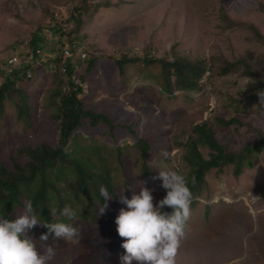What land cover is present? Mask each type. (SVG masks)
I'll return each mask as SVG.
<instances>
[{
    "label": "rangeland",
    "instance_id": "1",
    "mask_svg": "<svg viewBox=\"0 0 264 264\" xmlns=\"http://www.w3.org/2000/svg\"><path fill=\"white\" fill-rule=\"evenodd\" d=\"M82 4V0H0V71L27 63L28 42L37 27L47 29L53 21L74 26L71 14ZM260 4L264 5V0H87L84 6L88 11L82 15L84 26L79 34L71 35L87 58L96 59L83 80V106L109 115L118 138L126 132H122L121 126L138 125L141 137L150 146L144 162L153 177H158L159 170L165 167L179 171L183 158L180 144L191 128L207 119L212 121L218 114L225 118L234 116V110L225 108L224 101L227 96L239 98L246 82L233 83V77L226 81L218 78L200 93L177 90L170 94L159 68L147 69L141 64L119 68L114 61L124 54L167 59L172 47L187 62H210L212 57L229 62L238 58L260 60L264 57V45L253 38L249 29L237 25H252L264 37ZM49 37L50 34L46 35ZM52 41L42 51V62L36 66L39 69L33 73L28 69L26 75L31 73L30 78L26 76L14 85L30 97L32 120H18L17 98L4 103L0 115V166L11 168V157L22 147L58 143L57 121L52 118L55 109L49 100L58 89V75L46 65L52 58L50 51L55 49ZM11 57L19 59L14 67L7 63ZM86 62L80 74L84 75ZM260 75L264 76V70ZM207 76L206 72L204 79ZM3 79L0 77V86ZM241 117L264 134V108L257 106ZM216 129L217 140L234 151L255 139L245 127L237 134L230 128L221 132L217 124ZM105 132L106 128H101L79 136V148L86 156L92 155L94 163L97 161V171L105 165H117V155L109 143L112 140ZM117 145L125 153L126 171L131 182H135L132 193L116 189V199L107 201L103 215H98V203L88 205L86 218L75 211V219L68 223L78 227L80 235L74 241L53 236V242L48 244L56 252L51 264H120L124 239L116 232L115 218L121 208L127 210L120 203V196L131 199L133 193L139 194L140 188L145 187L151 191L155 204L166 195L160 179L149 184L137 182L142 159L134 142L122 138ZM162 151L167 153L166 158L160 155ZM122 179L121 176L120 182ZM206 183L196 199L198 203L191 205V217L175 264H264V149L254 160L253 168L245 169L238 178L231 171L213 172ZM22 209H17L14 219ZM52 219L58 222L56 219L60 221L61 217L55 215ZM41 227L29 232L37 241Z\"/></svg>",
    "mask_w": 264,
    "mask_h": 264
},
{
    "label": "trees",
    "instance_id": "2",
    "mask_svg": "<svg viewBox=\"0 0 264 264\" xmlns=\"http://www.w3.org/2000/svg\"><path fill=\"white\" fill-rule=\"evenodd\" d=\"M87 0H82L80 9H76L71 14L70 20L74 26L68 27L67 35L79 34L84 21L82 15L88 9L84 6ZM260 12L264 15V5H259ZM230 26H236L227 21ZM239 27L247 28L254 35V39L264 45V37L252 25L237 24ZM42 27H37L28 42V52L32 62L23 64L16 69L0 71L3 83L0 86V115L4 111L6 100L17 98L15 105L18 120L30 122L33 106L30 97L18 88H14L16 82L26 78V71L29 69L35 72L33 62L37 60L36 51L45 48V37L49 33ZM167 59H154L145 54L142 57L127 54L121 56L114 62L119 68L126 65H139L145 68H159L160 78L166 89L173 94L174 91H184L186 94H197L208 85H213L214 80L220 78L226 81L229 77L236 80L233 83L245 81L246 89L241 92L240 97L233 99L227 96L225 108H232L234 116L225 118L223 115H216L199 124L194 125L188 133L186 139L180 144L182 149V162L179 172L189 179V187L193 194L192 204H197L196 199L206 188L207 176L211 173L223 174L230 172L238 178L244 170L252 169L254 160L258 158L264 149V134L261 129L244 122L241 115L245 111H253L257 106H261L256 95L257 91L264 90V76L260 73L264 70V57L260 60H247L238 58L234 61H227L222 58H213L210 62L196 60L187 62L186 59L178 57L175 48L172 47ZM88 59V60H87ZM72 63L64 64L66 73H62V65L59 59L51 61L53 71L58 75V89L50 95V103L55 109L52 116L57 121L59 140L57 145L49 146L40 143L34 148L22 147L11 157V168L0 166V215L14 220V214L18 208H23V201L31 199L36 213L44 222H55L52 219L50 210L57 209L56 215L61 217L58 222L68 223V219L60 215V210L64 206H69L74 211L82 212L83 218L87 217L88 205L95 206L99 202L102 206L105 201L100 195V187L107 188L112 200L116 199L115 190L122 189L129 194L133 191L135 182H131L129 173L126 171L125 153L117 145L123 139H130L134 142V147L139 149L142 159L141 169L137 182L149 184L153 180V174L145 164V158L150 150L149 143L141 137L138 125L134 123L129 126H121L124 136H115V128L112 118L100 112L86 109L81 101L82 85L85 74H88L94 67L96 59L86 58L80 61L75 51L69 59ZM87 61V62H86ZM86 62L85 73L80 74L79 70ZM50 63V62H49ZM43 65V63H42ZM45 65V64H44ZM77 65L78 69H74ZM46 66V65H45ZM208 73L206 79L204 75ZM248 78L249 80L245 79ZM64 86V87H63ZM216 121V122H215ZM216 124L221 126V132L230 128L232 133H239L245 127L247 132L254 134V141L246 144L238 151L232 150L228 144H221L216 136L218 129ZM105 129L107 137L112 141L109 143L114 147L116 153V164L112 168L105 165L103 169L97 171L95 163L90 156L82 152L79 142L80 135L87 132ZM84 135V136H85ZM86 140H90L87 138ZM91 143L90 141L88 144ZM87 144V145H88ZM102 163L103 160H99ZM123 177L120 182V177ZM195 177V185L191 184V178ZM107 203V201H106ZM171 212L170 208L164 209ZM47 229L41 227L40 235L46 233ZM53 242V235H49L46 245Z\"/></svg>",
    "mask_w": 264,
    "mask_h": 264
},
{
    "label": "clouds",
    "instance_id": "3",
    "mask_svg": "<svg viewBox=\"0 0 264 264\" xmlns=\"http://www.w3.org/2000/svg\"><path fill=\"white\" fill-rule=\"evenodd\" d=\"M256 95L264 108V90L257 91ZM160 155L167 157L163 151ZM154 179H160L161 187L166 191V195L155 204L151 191L145 187L140 188L139 194L133 193L131 199L120 196V203L127 207V210L121 208L115 218L116 232L124 239L121 244L124 255L120 257V264H175L191 217L193 194L188 177L178 170L165 167ZM195 183V177H192L191 184ZM100 195L105 203L101 206L97 202L98 215H103L108 208L106 201L112 197L103 185ZM253 198L260 200L259 197ZM23 205L14 220L0 215V264H51L56 252L45 243L49 235L74 241L80 230L72 223L42 221L31 199H25ZM166 207L171 209L170 213L164 210ZM56 212L55 208L50 210L53 217ZM60 215L71 221L75 219L76 212L66 205L60 210ZM36 226L47 229L38 241L29 235Z\"/></svg>",
    "mask_w": 264,
    "mask_h": 264
},
{
    "label": "built area",
    "instance_id": "4",
    "mask_svg": "<svg viewBox=\"0 0 264 264\" xmlns=\"http://www.w3.org/2000/svg\"><path fill=\"white\" fill-rule=\"evenodd\" d=\"M47 30H49V34L51 35V38L45 37V45H47V43H49L50 40L51 41L53 40L52 43L55 46L54 47L55 49L50 51L52 53V58L49 59L48 61H46V65L52 66V67L49 66V68H53V64L51 63V61H53L57 58L61 61V65H62L61 72L66 73V69H65L64 64L72 63V61L69 60L72 56V51L76 52V55L80 61H83L87 58L86 52L78 49L77 43L75 42V40L67 35L68 24L65 21L58 22V23L53 21L52 25H51V23L49 24V26L47 27ZM45 49H46V46L44 49H40V50L38 49L36 51L37 60H35L33 62V65L35 67L39 64V62H42V60L40 58L42 55V51H44ZM30 62H32V60L29 57V59L27 60V63L24 62L22 64H28ZM7 63H8V66L14 67L19 63V59L17 57H11L7 61ZM74 69H78V66L75 65ZM30 75H31V73H29V74L27 73V75H26V76H28L27 78H30Z\"/></svg>",
    "mask_w": 264,
    "mask_h": 264
}]
</instances>
